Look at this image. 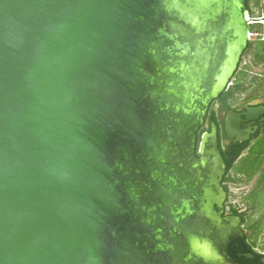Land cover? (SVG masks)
<instances>
[{"label":"water","instance_id":"95a60500","mask_svg":"<svg viewBox=\"0 0 264 264\" xmlns=\"http://www.w3.org/2000/svg\"><path fill=\"white\" fill-rule=\"evenodd\" d=\"M248 16L247 0H0V264H242L218 126L197 132ZM227 130L249 138L235 113Z\"/></svg>","mask_w":264,"mask_h":264},{"label":"flooded vegetation","instance_id":"af4514ba","mask_svg":"<svg viewBox=\"0 0 264 264\" xmlns=\"http://www.w3.org/2000/svg\"><path fill=\"white\" fill-rule=\"evenodd\" d=\"M247 47L241 56L238 68L232 76L230 83L210 103L205 118V122H207L209 111L213 108L214 114L211 118H216L219 122L217 123L218 141L226 146L231 145L233 142L246 145L247 148L251 146H264V65L255 64L254 55L246 51ZM229 113H235L242 130H248L249 138L243 142L236 141V136L232 138L228 133L227 117ZM231 187L232 190L238 188L236 185H231ZM231 202H234V200L232 197L228 198L227 194L224 202V217L234 215L229 209ZM240 210H243V207ZM240 228L243 231V236L232 239L229 245V254L242 264H264V249L261 250L258 247V242L261 241L260 243L262 244L263 241L261 234L258 231L247 229L246 222L243 221H241ZM238 240H241L243 245L236 242L237 250L235 251V257L230 253V249L234 241ZM245 243L252 245L251 251L245 250ZM247 254L253 255V257H248Z\"/></svg>","mask_w":264,"mask_h":264},{"label":"trees","instance_id":"16d2710c","mask_svg":"<svg viewBox=\"0 0 264 264\" xmlns=\"http://www.w3.org/2000/svg\"><path fill=\"white\" fill-rule=\"evenodd\" d=\"M247 7L249 15L252 18L264 15V0H247ZM253 25H257V27H252ZM252 26L251 30L256 32L257 36L249 41L246 51L253 53L255 64L264 65V38L262 36L264 24L254 23ZM213 114L214 109L211 108L207 116L208 121L197 132V147L201 134L204 131L210 130L211 123L214 121L216 124L219 123L216 118H211ZM219 147L226 163V174L222 184L227 191L228 198L232 197L234 200V202L229 204L230 212L239 216L243 222H246L247 229L257 231L251 223V217L260 207L264 208V146H251L247 148L246 145L233 142L229 146L219 143ZM196 152L198 154L197 149ZM253 180H255L254 185L245 194L239 195L236 189H231V185L241 187ZM237 198L242 199L245 203H239ZM239 206L243 207V210H240L241 207ZM236 242L243 245L241 240L234 241L231 245L230 253L235 257V251L237 250ZM245 246L246 251L252 250V245L249 243H245Z\"/></svg>","mask_w":264,"mask_h":264},{"label":"rangeland","instance_id":"374dc122","mask_svg":"<svg viewBox=\"0 0 264 264\" xmlns=\"http://www.w3.org/2000/svg\"><path fill=\"white\" fill-rule=\"evenodd\" d=\"M252 27H257V25H253ZM254 37H252L253 39ZM255 183V180L251 181L249 184L247 185H242L241 187H238L236 189L237 193L240 195V194H245L247 193L251 188L252 186L254 185ZM243 192V193H242ZM237 201L239 203H245L243 202L242 199L240 198H237ZM251 223L253 224V226H255V230H257L260 234H261V237H262V244L260 242H258V247L263 250L264 249V208L263 207H260L254 214L253 216L251 217Z\"/></svg>","mask_w":264,"mask_h":264},{"label":"built area","instance_id":"2783aa9c","mask_svg":"<svg viewBox=\"0 0 264 264\" xmlns=\"http://www.w3.org/2000/svg\"><path fill=\"white\" fill-rule=\"evenodd\" d=\"M248 18L250 19V23H251V24H254V23L264 24V15L261 16V17H259V19H258L257 21L252 20V17H251V16H248ZM250 35H251V37H255V36H257V33H256V32H253V31L251 30ZM262 36H263V38H264V32H263V35H262Z\"/></svg>","mask_w":264,"mask_h":264}]
</instances>
